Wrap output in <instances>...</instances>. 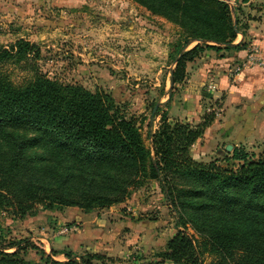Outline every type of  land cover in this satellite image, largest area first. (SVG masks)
Listing matches in <instances>:
<instances>
[{
	"label": "trees",
	"instance_id": "16d2710c",
	"mask_svg": "<svg viewBox=\"0 0 264 264\" xmlns=\"http://www.w3.org/2000/svg\"><path fill=\"white\" fill-rule=\"evenodd\" d=\"M133 1L180 28L172 84L183 80L186 62L203 51L246 47L247 22L225 0ZM192 40L199 41L186 49ZM38 53L25 38L0 45V209L11 206L19 216L34 204L91 212L125 201L153 179L182 227L163 252L168 264H202L204 252L214 254V264H264V149L255 154L234 146L223 164L194 160L190 147L214 120L212 111L196 124L162 113L147 146L134 118L108 93L46 76L31 64ZM21 61L32 74L16 83L3 66ZM187 226L201 238L187 234ZM24 242L0 246V264L114 262L101 253L70 250L58 260L52 257L56 250L47 253L30 243L41 257L33 263L19 254L29 245Z\"/></svg>",
	"mask_w": 264,
	"mask_h": 264
},
{
	"label": "rangeland",
	"instance_id": "374dc122",
	"mask_svg": "<svg viewBox=\"0 0 264 264\" xmlns=\"http://www.w3.org/2000/svg\"><path fill=\"white\" fill-rule=\"evenodd\" d=\"M225 1L239 13L243 22H247L245 56L224 65L221 58L231 55V51L236 49L220 53L207 49L187 61L185 70L192 67V62L198 61V67L204 65L203 62L210 64L211 59H220L222 73L231 79L244 65L264 64L253 28L256 21H264V0H249L246 3ZM18 38L36 44L39 53L31 64L46 76L65 84H80L92 91L108 93L134 118L147 146L150 145L149 132L159 127L162 113L169 120L192 124L198 123L211 111L214 112V120L220 117L217 101L222 95L216 93L219 87L215 72L207 68L201 73V84L194 89L196 96L192 99L195 106L200 104L201 113L195 110L196 114L190 104L188 109L193 114L183 115L182 93L186 88L182 84L185 77L173 83L170 89L168 85L167 90L163 87L167 71L175 65L173 56L176 54L175 44L181 40L180 28L150 13L133 0H0V45L7 47ZM198 41H190L186 49ZM250 55L254 57L250 58ZM3 67L16 83L23 82L32 74L30 67L24 66L22 61ZM158 68L161 72L156 75L152 70ZM158 81L161 84L154 85ZM214 95L218 97L214 99ZM153 111L154 116L151 115ZM199 138L197 140L200 141ZM194 143L190 154L196 161L218 159L220 162L226 152L232 150V146L228 145L219 153L215 151L217 145H212L208 151L205 150L208 156H204L201 153L204 150L194 146ZM243 146L255 154L264 149L262 144ZM110 207L93 210V213H105L109 224L115 221L111 232L115 233L116 246L120 251L97 253L114 259L113 264H168L163 252L167 250L168 240L182 227H176L175 210L156 180L145 179L144 184L134 189L125 201ZM79 210L74 206L48 209L34 204L32 212L19 216L13 213L11 206L2 208L0 246H7L9 242H20L23 246L24 241L29 242L19 254L33 263L38 262L40 254L36 248L30 247V243L49 253L53 250L49 248L53 237H57L62 244L63 239L71 238L78 231ZM186 233L201 238L190 226H187ZM64 246L61 245L62 251L70 250L76 255L92 252H79L80 249L74 252ZM215 260L211 252L202 255V264H214Z\"/></svg>",
	"mask_w": 264,
	"mask_h": 264
},
{
	"label": "crops",
	"instance_id": "0c3cea01",
	"mask_svg": "<svg viewBox=\"0 0 264 264\" xmlns=\"http://www.w3.org/2000/svg\"><path fill=\"white\" fill-rule=\"evenodd\" d=\"M255 25L257 31L252 26L255 37L258 38L255 41L261 48L264 57V21L258 20ZM241 37V34L237 35L235 42L239 41ZM245 54V49L232 50L231 55L229 54V56L221 59L225 62L224 65L231 64L238 59L237 57H244ZM219 61L220 59H211L210 64L209 62H203L204 65L200 64L198 67V61L192 62V67L186 70L187 74L182 84L183 88H186L182 93V105L185 107L183 115L193 114L188 109L190 104L194 107V111L198 110L201 113L200 104L195 106L196 103L192 102V99L196 96L194 89L199 83L201 84V73L207 68L214 71V76L217 77L219 89L216 93L222 95L217 101V105L220 106L219 109L221 110L220 117L207 126L202 137L199 138L200 141L197 140L194 143V146L204 150L201 152L204 156H208V152H205V150L208 151V147L212 145H217L215 151H219V153L228 145H231L232 148L237 145L248 147L252 144L264 145V64L262 66L244 65L240 72L229 79L225 73H222L223 67ZM171 69L167 71L163 82L165 90H167V85L169 89L173 86L170 81ZM224 69H226L225 66ZM152 71L157 75L161 72V68ZM160 84V81L154 83V85ZM214 97L216 99L218 95H214ZM79 212L77 221L80 222V227L71 238L63 239L62 244H60L61 241L57 237H53L49 241V248L57 251V254L52 255L53 258L66 259L61 245H65L66 248H70L74 252L79 249V252L89 250L106 254L120 251L116 246L115 233L111 232V225L115 221L109 224L105 219V213L100 212L98 214L97 212H84L82 210H79Z\"/></svg>",
	"mask_w": 264,
	"mask_h": 264
},
{
	"label": "built area",
	"instance_id": "2783aa9c",
	"mask_svg": "<svg viewBox=\"0 0 264 264\" xmlns=\"http://www.w3.org/2000/svg\"><path fill=\"white\" fill-rule=\"evenodd\" d=\"M249 57H250V58H253L254 56H253V55H250ZM213 88H214V87H213V85H212V86H211V90H213Z\"/></svg>",
	"mask_w": 264,
	"mask_h": 264
}]
</instances>
